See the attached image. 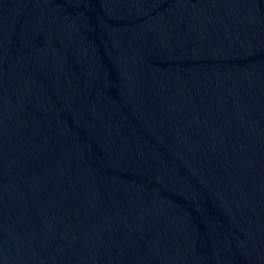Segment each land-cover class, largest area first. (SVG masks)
<instances>
[{
    "label": "water",
    "instance_id": "water-1",
    "mask_svg": "<svg viewBox=\"0 0 264 264\" xmlns=\"http://www.w3.org/2000/svg\"><path fill=\"white\" fill-rule=\"evenodd\" d=\"M0 264H264V0H0Z\"/></svg>",
    "mask_w": 264,
    "mask_h": 264
}]
</instances>
